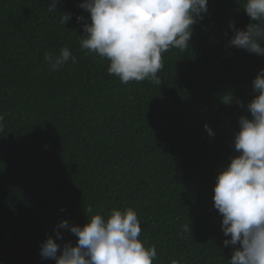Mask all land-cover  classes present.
<instances>
[{
	"label": "trees",
	"instance_id": "1",
	"mask_svg": "<svg viewBox=\"0 0 264 264\" xmlns=\"http://www.w3.org/2000/svg\"><path fill=\"white\" fill-rule=\"evenodd\" d=\"M81 2L60 0L50 12V0H0V264H55L39 245L61 220L86 224L89 207L136 210L154 264H227L212 189L238 155L237 121L249 116L238 102L257 95L252 80L264 68V57L226 47L229 22H251L245 0H208L189 48L163 54L161 85L122 84L108 61L85 55ZM63 47L76 62L50 72L45 53ZM59 231L57 243L75 245Z\"/></svg>",
	"mask_w": 264,
	"mask_h": 264
},
{
	"label": "clouds",
	"instance_id": "2",
	"mask_svg": "<svg viewBox=\"0 0 264 264\" xmlns=\"http://www.w3.org/2000/svg\"><path fill=\"white\" fill-rule=\"evenodd\" d=\"M60 0H50L48 11L57 12ZM208 0H82L78 7L88 13L77 16L85 34L80 49L108 61L107 73L122 84L149 81L161 85L158 73L164 67L163 54L173 49L186 51L195 25L208 14ZM251 21L243 29L228 24L232 36L226 47L264 57V0H245L242 8ZM71 19L64 13L62 22ZM50 72L60 71L69 61L76 62L68 47L59 53H45ZM257 93L244 107L249 116L238 118L233 149L238 155L222 168L212 189L213 208L222 217L224 248H232L227 264H264V68L252 80ZM231 95L223 102L230 105ZM250 117V118H249ZM0 114V131L4 129ZM204 129L209 137L213 130ZM87 223L72 225L61 220L53 236L39 245L42 260L55 264H154L157 250L140 239L141 222L132 207L113 208L105 216L86 209ZM59 229L75 236L63 244ZM185 231H190L189 224ZM59 253V254H58ZM171 264H180L171 260Z\"/></svg>",
	"mask_w": 264,
	"mask_h": 264
}]
</instances>
